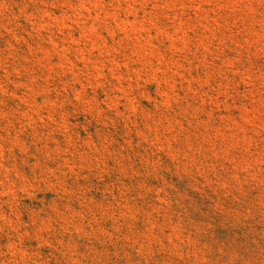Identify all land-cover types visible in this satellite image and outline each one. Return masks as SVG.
I'll return each mask as SVG.
<instances>
[{"label":"rangeland","instance_id":"1","mask_svg":"<svg viewBox=\"0 0 264 264\" xmlns=\"http://www.w3.org/2000/svg\"><path fill=\"white\" fill-rule=\"evenodd\" d=\"M0 264H264V0H0Z\"/></svg>","mask_w":264,"mask_h":264}]
</instances>
